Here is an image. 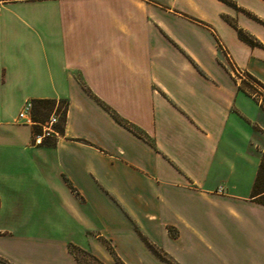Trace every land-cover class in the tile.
<instances>
[{
  "label": "crops",
  "instance_id": "obj_1",
  "mask_svg": "<svg viewBox=\"0 0 264 264\" xmlns=\"http://www.w3.org/2000/svg\"><path fill=\"white\" fill-rule=\"evenodd\" d=\"M250 78L264 86V0H0V264H83L71 245L264 264ZM34 98L67 101L41 142L17 120Z\"/></svg>",
  "mask_w": 264,
  "mask_h": 264
},
{
  "label": "rangeland",
  "instance_id": "obj_2",
  "mask_svg": "<svg viewBox=\"0 0 264 264\" xmlns=\"http://www.w3.org/2000/svg\"><path fill=\"white\" fill-rule=\"evenodd\" d=\"M226 67L227 69H229L231 73L230 67L228 66ZM250 79L254 81L255 83H257L261 88L259 86L258 87L255 86L254 84H251L248 81L246 82L245 80H241V83L247 88V90L253 97L261 101L263 108H264V86L256 82L254 79L252 78ZM29 101L30 100H28L27 102ZM66 106H67V101L61 98V99H55V100L49 101L47 105H43V106L39 105L36 108V113L39 116V119L42 120V122H36L33 118L32 125L34 128V132L36 133L33 137L34 142H36V136L38 135L37 132L41 130L42 132H44L46 129L51 130L50 128L62 127L64 123L63 117H64ZM33 109H34V103L32 102V111ZM43 118L45 119L43 120ZM52 118H55L53 123H51ZM17 120L18 121L21 120L22 122H24L21 119L20 115L18 116ZM77 254L79 255L81 262L83 264H101V261H99L93 254L89 252L77 250Z\"/></svg>",
  "mask_w": 264,
  "mask_h": 264
},
{
  "label": "trees",
  "instance_id": "obj_3",
  "mask_svg": "<svg viewBox=\"0 0 264 264\" xmlns=\"http://www.w3.org/2000/svg\"><path fill=\"white\" fill-rule=\"evenodd\" d=\"M239 34L242 38H244L245 40L251 42V43H255V40L253 39V37L246 33L242 28H239ZM52 100H55V99H52V98H34L32 99L31 101L34 103V109L32 111V116L34 118V120L36 122H42V120L39 119V116L37 115L36 113V108L41 105H47V103L49 101H52ZM66 110H67V106L65 108V112H64V123H65V119H66ZM114 116L119 120L121 121L120 117L114 113ZM45 118H43L44 120ZM63 123V125H64ZM63 125L62 127H56L54 129L58 130V131H62L63 129ZM37 133H43L42 130L37 132ZM261 192H264V155H263V158H262V161H261V164H260V169H259V172H258V176H257V179L255 181V184H254V187H253V194L254 195H257ZM261 200L264 202V193L263 195L261 196ZM71 249L74 251V252H77V250H80L78 247H76L75 245H71Z\"/></svg>",
  "mask_w": 264,
  "mask_h": 264
},
{
  "label": "built area",
  "instance_id": "obj_4",
  "mask_svg": "<svg viewBox=\"0 0 264 264\" xmlns=\"http://www.w3.org/2000/svg\"><path fill=\"white\" fill-rule=\"evenodd\" d=\"M227 54V58H228V64L230 66V68L232 69V71L235 74H238L239 76H244L245 72L239 68L235 62L233 61V59L230 57L229 53ZM20 117L21 119L26 122V123H32L33 122V117H32V101L30 100L29 102L25 103L24 107L22 108V110L20 111ZM55 120V118H52L51 123H53ZM45 131H50L49 129H46ZM43 138V133L38 134L36 136V142H41ZM223 187H220V189H222Z\"/></svg>",
  "mask_w": 264,
  "mask_h": 264
}]
</instances>
